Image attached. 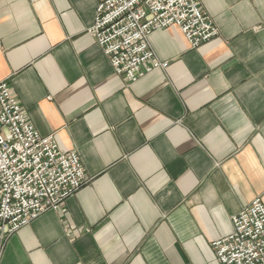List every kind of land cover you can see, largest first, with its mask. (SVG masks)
Segmentation results:
<instances>
[{"label": "crops", "instance_id": "0c3cea01", "mask_svg": "<svg viewBox=\"0 0 264 264\" xmlns=\"http://www.w3.org/2000/svg\"><path fill=\"white\" fill-rule=\"evenodd\" d=\"M99 1L0 0V82L88 179L1 264H219L212 244L264 202V0H200L220 36L153 32L169 66L130 84L89 33Z\"/></svg>", "mask_w": 264, "mask_h": 264}, {"label": "built area", "instance_id": "2783aa9c", "mask_svg": "<svg viewBox=\"0 0 264 264\" xmlns=\"http://www.w3.org/2000/svg\"><path fill=\"white\" fill-rule=\"evenodd\" d=\"M178 27L193 49L220 36L200 0H100L89 33L125 83L166 69L150 44L157 30ZM88 182L79 156L60 149L29 122L9 84L0 82V264L9 238L58 211ZM219 264H264V202L233 217V232L212 244Z\"/></svg>", "mask_w": 264, "mask_h": 264}]
</instances>
